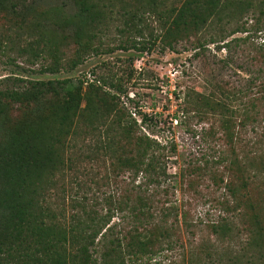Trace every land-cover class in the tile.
Segmentation results:
<instances>
[{
    "label": "rangeland",
    "instance_id": "obj_1",
    "mask_svg": "<svg viewBox=\"0 0 264 264\" xmlns=\"http://www.w3.org/2000/svg\"><path fill=\"white\" fill-rule=\"evenodd\" d=\"M182 1L170 0L168 4L177 6ZM94 2L98 3L104 15H91V22L90 19H79L74 0H0V91L19 89L27 91L29 97L23 104L0 99V141L8 132L15 130L30 150L33 148L29 139L35 133L38 120L49 115L48 104L53 99L47 95L37 103L30 81L81 79L84 87L80 108L90 103L98 109L97 117L84 116L80 119L75 144L60 149L64 160L72 163H69L70 168L65 167L57 173L44 195L46 203L43 204L48 205L56 215L49 219L50 223L61 225L68 238L70 234L81 236L98 230L103 224L101 218L112 214L114 217L110 225L115 224L116 228L106 239L99 243L100 237L95 240L94 256L98 264H112L103 259L112 240L120 242L119 247L116 246L118 260L113 264H264V170L255 181L248 180L250 183L246 188L238 185L237 177L232 176V184H237L233 197L225 188L231 180L230 174L219 173L223 183L218 179L214 182L209 174V171H222L227 166V163L215 164L219 157H230L231 152L224 138L217 131L215 135L206 136L205 141L201 140L203 130H218V118L191 113L185 119L181 114L185 104L193 103L188 97L192 96L194 100L196 93L207 95L213 92L214 98L219 100L224 91L228 94L247 87L248 74L242 69L245 68V59L239 55V50L229 54L225 49L217 51L218 44L208 43L205 49L195 50L191 44L197 39L208 40L213 33H222L219 30L225 21L216 24L214 20L212 27L205 31L202 28L198 33L181 31L172 51L164 46L161 35L166 29L165 24L169 25L168 17H174L175 12L171 15L164 12V18L160 20L154 16L156 13H153L149 0ZM242 22L247 23V32L233 37L251 35L255 45L264 47V18L256 33L251 15ZM178 28L182 30L181 26ZM82 30L86 33L80 39ZM151 36L157 37V43L149 52L117 48L121 41L148 42ZM83 43H89L96 51H90L76 69L67 71L65 64ZM55 52L65 70L56 76L35 72L44 60L51 63V55ZM98 79L108 84L120 83L127 95L119 96L115 90L106 87L86 96L90 91L88 84ZM106 92L118 96V108L136 121L142 133L167 147L169 185L164 191L162 188L165 186L158 189L152 200L156 206V210H151L153 222L161 220V206L172 205L176 212L164 218L169 228L168 237H159L157 243L136 256L131 255L134 249L128 247L134 219L127 211L121 214L117 209L120 198L133 188L130 174L115 168L113 160L95 143L97 134L104 137L105 130L115 126V122L122 118ZM202 108L196 107L195 111H204ZM261 111L260 118H263L264 104ZM143 115L151 121L142 126ZM90 122L92 125L88 124ZM250 128H247V135H242L246 139L255 138ZM109 134L113 135L111 131ZM170 145H174V153L169 152ZM202 154L206 157H201ZM205 160L207 171H191L198 165L205 168ZM141 180L139 177L135 184ZM153 188L157 190V187H150ZM234 207L236 210H233ZM121 215L124 217L121 218ZM223 224L230 231L224 234L213 231V226L217 228ZM143 230L144 227L140 226L141 233L145 234ZM66 244L68 252L79 247L72 245V248L71 244ZM68 264H71L70 261Z\"/></svg>",
    "mask_w": 264,
    "mask_h": 264
},
{
    "label": "trees",
    "instance_id": "obj_2",
    "mask_svg": "<svg viewBox=\"0 0 264 264\" xmlns=\"http://www.w3.org/2000/svg\"><path fill=\"white\" fill-rule=\"evenodd\" d=\"M74 1L78 6L77 16L80 20H88L92 18L91 15L97 17L104 15L94 0ZM149 1L153 6V13H156L154 16L160 20L164 18V12L167 15L173 12L176 14L174 17H168L169 25L165 24L166 29L161 35L164 46L169 50L175 49L174 45L179 41L181 31L190 30L198 33L202 28L205 31L212 27L214 20L216 24H222L225 21L220 26L219 31L222 33L219 35L213 33L208 40L197 39L191 43L193 48L200 50L205 49L206 43L218 44L217 51L225 49L231 54L239 50L241 53L239 55L245 59V68H242L248 74L245 90L237 89L228 94L224 91L223 97L219 100L214 98L213 92L207 95L196 93L194 100L192 96L188 97L193 103L187 102L189 105L185 104L181 112L185 119L191 113V115L209 114L218 118V130L212 128L209 131L203 130L201 140L205 141L206 136L215 135L217 131L224 138L231 152L230 157L228 159L224 156L219 157L215 164L227 163V166H224L222 171H209V174L214 182L218 179L221 183L224 180L222 175L230 174L231 180L226 183L225 188L235 197L234 189L237 184L246 188L250 183L247 181H255L258 174L264 170V141H262L264 117L260 118L262 104H264V47L255 45L251 35L244 38L233 36L247 32V23L242 21L250 15L255 21L254 32L259 31V25L264 18V0H184L177 6L172 5L173 3L169 5L170 0ZM207 21L209 23L205 25ZM179 26L182 30L178 28ZM132 30L136 33L133 27ZM85 33V30H82L79 38L81 39ZM156 43L157 37L151 36L148 42L121 41L117 48L122 51L134 50L143 53L149 52L156 46ZM90 51L95 52L96 49L92 48L89 43L80 44L74 56L65 64L67 71H73L81 65ZM62 70L65 68L55 52L51 55V63L48 64L44 60L35 72L40 75L56 76ZM29 83L30 87L35 90L37 103L40 102V98L47 95L53 101L48 104L49 115L46 114L44 118L38 120L40 122L35 127V133L29 139L30 144L34 145L32 151L15 130L8 132L3 141H0V264H68V261L71 264H98L94 256L96 253L95 240L100 237L99 243L116 228L117 225H110L114 216L108 213L101 218L100 221L103 224L98 230L81 236L70 234L67 238L61 225L50 223L49 219L55 218L56 215L51 212L48 205L43 204L46 203L44 195L54 182L57 173L65 167H71L69 163L72 161L64 160L60 149L69 148L75 144L80 119L84 116L97 117L98 109L90 103L85 108H80L84 87V81L81 79L55 78L46 81L35 80ZM88 86L90 91L86 96L88 93L101 91L106 87L115 90L119 96L127 95L120 83L108 84L98 79ZM216 88L222 90L221 87ZM255 88L257 90L254 91ZM106 95L121 113L122 118L115 122V126H109L105 130L104 137L97 134L98 138L95 143L99 150L113 160L112 164L115 168L130 174L133 188L122 199L120 198L117 209L121 214L127 211L128 215L134 219V230L133 234H130L128 247L134 249L131 255L136 256L155 242L157 243L159 237H168L169 228L164 218L176 212V208L172 205L161 206V220L153 222L154 215L151 210H156V206L152 200L158 193V189L165 186L162 188L164 191L169 185L170 176L166 172L168 156L165 154L167 147L141 132L136 121L131 119L122 108H118L120 103L118 96L109 92H106ZM1 98L10 103L23 104L28 101L29 97L27 91L5 89L0 91ZM244 98L246 100L242 101ZM238 100L241 101L236 106L235 103ZM199 106L203 107L204 111H195ZM0 113H2L1 103ZM147 121L151 119L143 115L140 125H145ZM88 124L92 125L91 122ZM249 126L255 138L246 139L242 136L247 135ZM108 130L113 135H110ZM168 150L171 153L176 151L174 145H170ZM204 156L205 154L201 155V157ZM206 165L207 160H205V168H200L198 165L191 171H207ZM232 176L237 177V184H232L234 181ZM139 177L142 180L135 184ZM151 186L157 187V190L156 188L150 189ZM233 210H236L235 207ZM257 225L262 231L260 222ZM140 226L144 227L145 234L141 233ZM212 229L215 233L219 231L223 234L225 231H230L226 224L217 226V228L213 226ZM115 242L117 244L113 246ZM66 243L71 244V247L72 245L79 247L74 249L75 251L72 247V251L68 252L65 248ZM119 244V241L112 240L109 251L103 254V259H107L112 264L115 263L118 260L117 247Z\"/></svg>",
    "mask_w": 264,
    "mask_h": 264
}]
</instances>
